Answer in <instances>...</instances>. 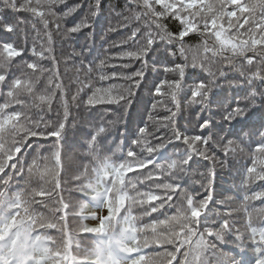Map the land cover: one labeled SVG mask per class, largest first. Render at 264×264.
<instances>
[{"label":"snow or ice","instance_id":"snow-or-ice-1","mask_svg":"<svg viewBox=\"0 0 264 264\" xmlns=\"http://www.w3.org/2000/svg\"><path fill=\"white\" fill-rule=\"evenodd\" d=\"M0 4V264H264V0H125L107 17L104 0ZM101 17L105 43L120 39L89 60ZM146 104L167 114L132 130ZM73 107L115 116L80 145L91 175L69 177ZM113 130L123 136L118 159L100 155ZM245 157L241 205L229 210L217 180ZM196 175L203 195L183 186ZM69 183L81 196L72 214L95 221L78 231ZM80 233L95 234L91 247Z\"/></svg>","mask_w":264,"mask_h":264},{"label":"trees","instance_id":"trees-1","mask_svg":"<svg viewBox=\"0 0 264 264\" xmlns=\"http://www.w3.org/2000/svg\"><path fill=\"white\" fill-rule=\"evenodd\" d=\"M104 3H105V9H106L105 17H107L108 9L115 8L116 11H120V7H117V5H120L121 7H123L125 5V0H104ZM0 6H2V4H0ZM105 17H101L98 20L97 24L91 29V32L94 33V36L90 37L89 40L87 41L88 47L92 50V56L88 58L89 60L97 56L103 59L105 56L111 55L112 53L107 52L106 49H108L109 44H111L113 41L120 39L119 36L112 35L108 38V42L105 43V39H104L105 33L103 31L105 23H106ZM113 23H115V21H113ZM56 39H58V37ZM84 42H85V39L83 36H81L78 38L77 44H81ZM190 43H195V41H190ZM76 50L79 51V47H77ZM67 51L70 52L71 49H67ZM58 59L61 60L60 68H61V71H63L64 64L62 63V61L64 59V56L59 54V50H58ZM85 63H87V61ZM109 63H112V62L110 61ZM236 63L239 65L241 61L237 59ZM44 67H50V65L45 63ZM100 74L101 73L98 71L94 72L92 74L93 80L95 81V79ZM230 75H232V73H230ZM83 78H84V73L82 71L81 79ZM97 86H100V85H97ZM3 102H4L3 99H0V103H3ZM165 107L166 106L164 104H160L157 106L155 111H153L151 109L150 104H146L143 106L138 105L137 110H134L132 112V122L130 125L131 129L135 130L137 123L140 120H145V121H148L149 123H152L153 121H156V122L161 121L163 116L167 114L165 112ZM167 107H171V105H167ZM57 110L62 111V109H57ZM70 111H71V117L74 119H70L69 123L74 124L75 127L72 128V130L69 132L68 138H69V141L74 145V147L79 149V155L76 156L74 163L71 166H69V177L72 174H79L80 172H83L85 168L88 169V174L91 175V169L95 166V162L87 154L86 149L81 148L80 145L85 144L87 140L89 139L88 133L94 130L95 122L99 121L102 117H104L107 120H112L115 118V116L114 115L105 116L104 109H99L98 111L89 113V110H78L73 107L70 109ZM107 111L114 113L115 108L114 107L109 108ZM149 115H151V121H149ZM184 115H185V119L181 120L180 123L184 125L185 127H190L191 125L189 124V121L187 119L188 112L186 111ZM157 127H162V125L160 123H157ZM119 132L124 133V135H128V128L122 127L119 129ZM159 134L165 135L163 131H161ZM114 140H115V143H113ZM121 140H123V136L117 135L115 130H113L112 135H109L107 139L103 142L104 150L100 153V155L101 156L111 155L113 159H118L120 156V148L122 147L120 145ZM123 151L124 152L127 151L126 146H123ZM173 151L174 149H169V154H171ZM245 160H246V157L242 159H238V161L232 167L231 172L225 169L221 173V176L218 177V180H217L216 191L217 193H220V195H217L216 199L217 201L226 200L229 210L238 209L241 205V201L239 199H235L237 190L240 187L241 179H242L240 175H237V169H240L242 172ZM160 163L163 164L165 163V161L161 160ZM217 169L219 171V165H217ZM197 171L204 172L205 169L201 167V168H198ZM128 175H131V173H129ZM199 179L200 177L198 175L183 178L182 180L183 186L188 190L190 194H200V195L204 194V189L201 188L198 183H196V181H198ZM184 181H186V183H184ZM65 188L67 189V191L64 193L66 200H70L71 204L74 205V207H72L70 214H69L70 229L73 231H78L82 223L88 224L89 226H91L92 224L89 223L88 220H81L80 217L72 214L79 210L78 207H76V205H78L79 201L81 200L80 194L75 191L76 185L69 183L65 185ZM229 197H232L233 199L227 200V198ZM254 206L259 207L260 205L258 202H254ZM89 208H91V206H89ZM136 214L139 215V212H137ZM236 218L242 221L240 224L236 225V227L243 228L244 224H243L242 216H237ZM94 237H95V234L80 233L77 239L81 243L82 248H89L94 243ZM145 251L148 252L149 255H151L150 250L146 249ZM249 255H251L252 258L255 259V254L251 251V249L249 250Z\"/></svg>","mask_w":264,"mask_h":264},{"label":"rangeland","instance_id":"rangeland-1","mask_svg":"<svg viewBox=\"0 0 264 264\" xmlns=\"http://www.w3.org/2000/svg\"><path fill=\"white\" fill-rule=\"evenodd\" d=\"M94 211H96V209H95V208H92L89 212H94ZM89 222L92 223V224L95 223V221H93V220H91V219H89Z\"/></svg>","mask_w":264,"mask_h":264}]
</instances>
